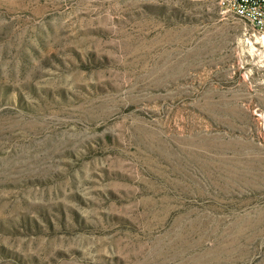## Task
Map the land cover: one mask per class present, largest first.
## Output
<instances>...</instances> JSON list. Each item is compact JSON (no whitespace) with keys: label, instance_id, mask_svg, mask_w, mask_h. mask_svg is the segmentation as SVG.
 <instances>
[{"label":"rangeland","instance_id":"rangeland-1","mask_svg":"<svg viewBox=\"0 0 264 264\" xmlns=\"http://www.w3.org/2000/svg\"><path fill=\"white\" fill-rule=\"evenodd\" d=\"M0 264H264V40L219 0H0Z\"/></svg>","mask_w":264,"mask_h":264},{"label":"built area","instance_id":"built-area-1","mask_svg":"<svg viewBox=\"0 0 264 264\" xmlns=\"http://www.w3.org/2000/svg\"><path fill=\"white\" fill-rule=\"evenodd\" d=\"M219 3L224 12L240 17L264 38V0H219Z\"/></svg>","mask_w":264,"mask_h":264},{"label":"bare ground","instance_id":"bare-ground-1","mask_svg":"<svg viewBox=\"0 0 264 264\" xmlns=\"http://www.w3.org/2000/svg\"><path fill=\"white\" fill-rule=\"evenodd\" d=\"M264 40V38H262Z\"/></svg>","mask_w":264,"mask_h":264}]
</instances>
